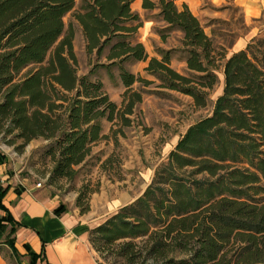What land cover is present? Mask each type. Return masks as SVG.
<instances>
[{"label": "trees", "instance_id": "obj_1", "mask_svg": "<svg viewBox=\"0 0 264 264\" xmlns=\"http://www.w3.org/2000/svg\"><path fill=\"white\" fill-rule=\"evenodd\" d=\"M134 1L0 0V118L9 119L26 143L57 138L47 152L55 161L53 179L72 178L91 145L104 137L102 120L126 118L142 100L131 86L144 79L121 66L148 59L135 40L143 22ZM155 6L143 0V8ZM160 8L163 20L184 34L189 73L171 68L169 55L151 58L146 70L205 107L219 80L213 42L186 4L180 10L174 0H160ZM69 13L88 53L109 46L107 59L119 62L128 88L123 114L102 82L78 75ZM224 73L212 115L187 130L142 196L90 231L101 257L115 245L126 264H264V66L241 50ZM5 192L0 185L6 212L0 224H11L13 232L18 223L2 202ZM64 211L65 205L56 210ZM10 246L17 251L14 241ZM43 254L30 251L32 261Z\"/></svg>", "mask_w": 264, "mask_h": 264}, {"label": "rangeland", "instance_id": "obj_2", "mask_svg": "<svg viewBox=\"0 0 264 264\" xmlns=\"http://www.w3.org/2000/svg\"><path fill=\"white\" fill-rule=\"evenodd\" d=\"M151 1L156 3L154 8H143L142 1V6L140 4L136 8L135 5L133 10L143 22L135 40L144 44L148 59H129L121 64L137 78L144 79L131 86V91L142 94V100L136 104L133 113L125 115L126 118L119 114L112 121L102 120L104 137L91 145L90 154L75 166L76 174L72 178L53 179L55 161L47 152L56 145L57 138L37 137L26 143L9 119L0 118V154L7 157L1 168L0 183L6 184L10 180L17 187L24 182L49 191L61 205H65L66 211L79 214L92 226L89 240L91 230L144 194L158 167L168 161L187 130L212 115L216 100L224 92L225 64L233 54L247 50L264 66V0H257L262 12L253 15L231 0L223 3L218 0H190L193 9L188 5L189 8L213 42L219 78L210 92L208 105L196 106L191 96L165 87L157 72L146 70L151 58L162 60L169 55L171 68L184 75L189 73L186 60L190 48L183 42V32L163 20L160 0ZM182 1H174L180 10L185 3ZM80 2L77 0L78 4ZM65 21L66 24L72 21L75 27L78 75H87L91 81L102 82L104 92L123 114L128 88L121 79L119 62L112 64L113 61L107 59L109 46L101 53L96 50L88 53L80 24L71 13ZM2 101L0 96V104ZM38 183L42 186L38 187ZM11 231V224H0V258L7 264H27L29 258L18 239L17 251L10 246L14 240ZM117 249L114 245L102 257L98 255L105 264H126L117 255ZM141 263L137 261L134 264Z\"/></svg>", "mask_w": 264, "mask_h": 264}, {"label": "crops", "instance_id": "obj_3", "mask_svg": "<svg viewBox=\"0 0 264 264\" xmlns=\"http://www.w3.org/2000/svg\"><path fill=\"white\" fill-rule=\"evenodd\" d=\"M142 1L135 0L132 9L134 10L135 5L136 8L140 4L142 6ZM174 1L177 3L181 0ZM227 1L218 0L219 3ZM231 1L242 6L248 14L262 12V6L257 0ZM182 2L193 9L190 0ZM5 163H0V172ZM13 184L10 180L6 184L0 183L6 190L2 202L18 223L13 228V241L17 250L16 239L20 242L29 258L27 264H104L89 240L92 226L83 217L71 211L57 213L61 204L47 190L24 182H20L21 185L17 187ZM5 215L6 212L0 208V217ZM30 251L37 254L43 251L44 254L32 261ZM0 264L7 263L0 258Z\"/></svg>", "mask_w": 264, "mask_h": 264}, {"label": "built area", "instance_id": "obj_4", "mask_svg": "<svg viewBox=\"0 0 264 264\" xmlns=\"http://www.w3.org/2000/svg\"><path fill=\"white\" fill-rule=\"evenodd\" d=\"M37 186H38V187H41V186H42V183H38Z\"/></svg>", "mask_w": 264, "mask_h": 264}]
</instances>
